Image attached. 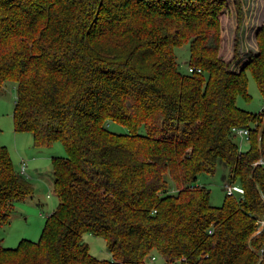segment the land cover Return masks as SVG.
Returning <instances> with one entry per match:
<instances>
[{"label":"trees","instance_id":"obj_1","mask_svg":"<svg viewBox=\"0 0 264 264\" xmlns=\"http://www.w3.org/2000/svg\"><path fill=\"white\" fill-rule=\"evenodd\" d=\"M242 18L241 0H0L13 128L65 151L50 156L57 202L38 239L0 243V264H264V24L232 69ZM185 42L192 69L175 56ZM247 71L256 111L235 102ZM233 126L247 127L244 148ZM218 160L239 194L212 204L196 178ZM31 192L0 142V225Z\"/></svg>","mask_w":264,"mask_h":264},{"label":"rangeland","instance_id":"obj_2","mask_svg":"<svg viewBox=\"0 0 264 264\" xmlns=\"http://www.w3.org/2000/svg\"><path fill=\"white\" fill-rule=\"evenodd\" d=\"M243 8L242 24L239 30V55L231 62L230 68L237 69L245 61L251 51L256 50L254 32L260 24H264V0H241ZM175 56L181 69L187 68L188 43H182L175 47ZM247 75V91L249 97L238 94L235 102L238 106L256 111L263 106L262 95L256 82L249 71ZM0 142L3 143L11 156L14 168L18 171L20 158L25 157L24 177L30 182L32 192L22 200L14 203L13 210L7 223L0 225V243L5 246H15L21 237L31 240L38 239L46 214L49 213L57 202L53 193L51 160L52 154L62 155L64 148L59 140L49 145H34L31 133L25 129H14L10 110L12 100L15 97V81L7 79L0 85ZM108 126L111 129L122 131L125 127L117 122L110 121ZM235 138L240 147H245L247 141L240 139L236 134ZM264 161L262 156L258 159ZM44 176H40L38 173ZM228 182L227 166L221 160L216 163L215 170L210 173L201 171L198 173L196 182L204 184L209 189V201L212 204H220L225 195L224 183ZM233 186V193L239 194V181H229ZM48 193V194H47ZM82 238L88 244L89 251L100 258H110V252L106 247L104 237L90 232H83Z\"/></svg>","mask_w":264,"mask_h":264},{"label":"built area","instance_id":"obj_3","mask_svg":"<svg viewBox=\"0 0 264 264\" xmlns=\"http://www.w3.org/2000/svg\"><path fill=\"white\" fill-rule=\"evenodd\" d=\"M187 69H192V67L190 65H187ZM196 69H198V67H196ZM232 129L234 130V132L236 134L239 135L240 139H242V138H245L246 139L247 138V135H248V133H247V131H248L247 127H245V126H233ZM25 162H26V159L25 158H23V157L20 158L19 172L21 174L22 173L23 174L26 173L25 172V167H24ZM224 188H225V192H227V193L233 192V186H232V184L229 181L228 182L226 181L224 183ZM260 222H262V219L260 220ZM152 257L153 256H151V258Z\"/></svg>","mask_w":264,"mask_h":264},{"label":"crops","instance_id":"obj_4","mask_svg":"<svg viewBox=\"0 0 264 264\" xmlns=\"http://www.w3.org/2000/svg\"><path fill=\"white\" fill-rule=\"evenodd\" d=\"M4 100L5 99H0V101H2V102H4ZM1 103V102H0ZM14 103V101L12 100V104ZM13 107V106H12ZM12 112V109L10 110V113ZM22 158V157H21ZM23 158H25V157H23ZM262 158H264V157H262ZM26 159V161H27V158H25ZM41 177L42 176H44L41 172L40 173H38ZM47 178V180H48V182H49V184H51L52 183V178L50 179V178H48V177H46ZM48 194V193H47Z\"/></svg>","mask_w":264,"mask_h":264}]
</instances>
